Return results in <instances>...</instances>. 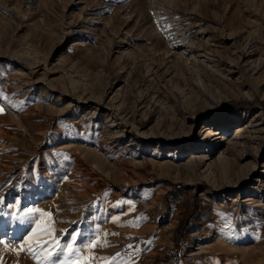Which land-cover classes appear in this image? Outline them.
<instances>
[{"label":"rangeland","instance_id":"1","mask_svg":"<svg viewBox=\"0 0 264 264\" xmlns=\"http://www.w3.org/2000/svg\"><path fill=\"white\" fill-rule=\"evenodd\" d=\"M173 248L264 264V0H0V264Z\"/></svg>","mask_w":264,"mask_h":264},{"label":"snow or ice","instance_id":"2","mask_svg":"<svg viewBox=\"0 0 264 264\" xmlns=\"http://www.w3.org/2000/svg\"><path fill=\"white\" fill-rule=\"evenodd\" d=\"M49 217L51 216V214H47ZM51 222V221H50ZM81 234L79 233V232H77L75 235H71V239H72V241L73 242H75L76 241V239H77V237L78 236H80ZM67 247L69 248V249H72V245L71 244H69V245H67ZM57 264H65V262H63V261H57Z\"/></svg>","mask_w":264,"mask_h":264},{"label":"trees","instance_id":"3","mask_svg":"<svg viewBox=\"0 0 264 264\" xmlns=\"http://www.w3.org/2000/svg\"><path fill=\"white\" fill-rule=\"evenodd\" d=\"M175 252V249L173 248L169 253L168 255L164 258L165 261H164V264H170L172 262V255L174 254Z\"/></svg>","mask_w":264,"mask_h":264}]
</instances>
